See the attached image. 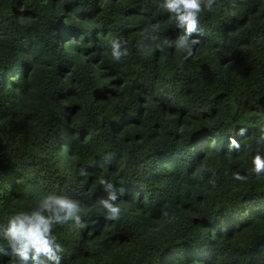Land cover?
Here are the masks:
<instances>
[{
  "label": "trees",
  "instance_id": "1",
  "mask_svg": "<svg viewBox=\"0 0 264 264\" xmlns=\"http://www.w3.org/2000/svg\"><path fill=\"white\" fill-rule=\"evenodd\" d=\"M162 3L0 0V226L67 196L61 264H264V0H215L187 58Z\"/></svg>",
  "mask_w": 264,
  "mask_h": 264
},
{
  "label": "clouds",
  "instance_id": "2",
  "mask_svg": "<svg viewBox=\"0 0 264 264\" xmlns=\"http://www.w3.org/2000/svg\"><path fill=\"white\" fill-rule=\"evenodd\" d=\"M215 0H163L162 9L169 14L178 28L184 29L176 43L177 51L186 53V58L193 54L194 49L201 44L199 38L202 31L200 29V16L205 10L213 11ZM145 29L144 41L152 40V45H142L149 48H158L155 44L158 36L156 33L159 24L149 25ZM193 34L196 35L195 38ZM126 43V42H124ZM168 43L172 44L171 41ZM127 54V49L121 51V41H112V55L119 60ZM151 55V53H149ZM257 173L264 171V158L257 156L254 160ZM81 174H85L81 170ZM100 183L105 186V190L114 186L107 180L101 179ZM117 197L114 193H109L107 198H102L100 204L106 210V219L116 220L120 217L121 209L114 203ZM82 206L79 201L67 196L47 195L30 211L20 212L12 216L6 226H0V237L6 242L7 247L0 246V253L11 255L14 264H61L64 247L58 242L54 234V227L57 225H67L70 222L78 228L85 225L81 217Z\"/></svg>",
  "mask_w": 264,
  "mask_h": 264
}]
</instances>
